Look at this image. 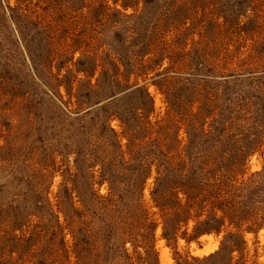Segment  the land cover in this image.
Instances as JSON below:
<instances>
[{"label": "rangeland", "instance_id": "374dc122", "mask_svg": "<svg viewBox=\"0 0 264 264\" xmlns=\"http://www.w3.org/2000/svg\"><path fill=\"white\" fill-rule=\"evenodd\" d=\"M165 261L264 264V0H0V264Z\"/></svg>", "mask_w": 264, "mask_h": 264}, {"label": "bare ground", "instance_id": "6f19581e", "mask_svg": "<svg viewBox=\"0 0 264 264\" xmlns=\"http://www.w3.org/2000/svg\"><path fill=\"white\" fill-rule=\"evenodd\" d=\"M158 246H159V248H162V249H163V244H162V243H159ZM205 254H207V253H205ZM161 257H162L163 259L168 258V256H167V251H166L165 249L162 250ZM166 260H167V259H166ZM164 264H167V261H165ZM169 264H170V263H169Z\"/></svg>", "mask_w": 264, "mask_h": 264}]
</instances>
